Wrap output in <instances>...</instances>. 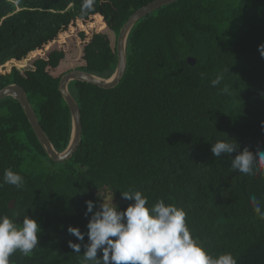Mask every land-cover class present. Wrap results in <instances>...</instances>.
I'll return each mask as SVG.
<instances>
[{"label":"trees","instance_id":"trees-1","mask_svg":"<svg viewBox=\"0 0 264 264\" xmlns=\"http://www.w3.org/2000/svg\"><path fill=\"white\" fill-rule=\"evenodd\" d=\"M150 1L94 0L83 10V0H0V88L23 87L56 150L70 134L61 75L77 69L108 77L121 26ZM262 43L264 0H175L149 12L128 34L116 86L68 84L81 138L62 162L47 157L19 102L0 99V183L9 168L24 178L20 189L0 187V215L18 224L28 215L41 229L32 254L17 251L10 264H80L88 238L77 241L68 226L86 233L85 201L96 211L113 197L124 210L132 203L121 195L128 190L146 196L149 208L163 200L183 209L213 257L231 253L237 264H264V220L250 202L256 196L264 211V175L231 167L245 147L254 156L264 151ZM217 141L237 148L212 156ZM69 240L82 243L81 253Z\"/></svg>","mask_w":264,"mask_h":264},{"label":"clouds","instance_id":"clouds-1","mask_svg":"<svg viewBox=\"0 0 264 264\" xmlns=\"http://www.w3.org/2000/svg\"><path fill=\"white\" fill-rule=\"evenodd\" d=\"M94 0H83V10H91ZM261 57H264V43L258 45ZM203 75V74H202ZM223 74H217L211 80L213 87L221 84ZM225 85L223 92H228ZM237 148L236 144L217 141L211 145V154L220 157L229 155ZM254 161H258L254 170ZM232 169L244 175H264V151H257L255 156L247 147L232 160ZM24 178L12 169H5L4 184L23 187ZM126 200L132 201L126 209L119 210L111 202L103 201L99 210L93 211L96 204L86 200L85 217H88L87 232L68 226L67 231L77 241L83 242L87 235L88 242L83 244L80 264H237L231 253H222L213 257L200 241L193 236L186 223V212L173 204L166 205L163 200L147 207L148 199L140 191H124ZM254 212L264 220L261 201L256 196L250 197ZM41 229L36 219L24 216L19 224L7 215H0V264H10V256L19 251L23 256H30L38 246ZM74 253H81L82 243L68 241ZM98 252L101 253L98 256Z\"/></svg>","mask_w":264,"mask_h":264},{"label":"water","instance_id":"water-1","mask_svg":"<svg viewBox=\"0 0 264 264\" xmlns=\"http://www.w3.org/2000/svg\"><path fill=\"white\" fill-rule=\"evenodd\" d=\"M173 1L175 0H152L139 7L129 15L119 30L116 40V66L114 71L108 77H100L96 74L77 69L69 70L61 75L58 82V90L70 113V134L68 142L63 150H56L44 132L37 120V117L35 116L23 87L16 83H10L0 88V99L10 96L19 102L30 127L49 159L55 162H62L69 159L73 152L76 151L80 142L81 114L75 99L69 91L68 84L71 81H81L97 85L102 88H112L116 86L123 76L126 68V42L133 25L144 15ZM187 61L190 64L194 63V59L192 57H187Z\"/></svg>","mask_w":264,"mask_h":264},{"label":"rangeland","instance_id":"rangeland-1","mask_svg":"<svg viewBox=\"0 0 264 264\" xmlns=\"http://www.w3.org/2000/svg\"><path fill=\"white\" fill-rule=\"evenodd\" d=\"M64 46L66 45V44H63ZM24 63H25V61H23ZM22 62V64H20V63H18V64H16V63H13V65H15V66H17V67H20L21 65H23L24 63ZM11 65L12 64H7L6 66H5V69H9L10 67H11ZM105 202H111V198L110 197H106L105 198V200H104Z\"/></svg>","mask_w":264,"mask_h":264}]
</instances>
